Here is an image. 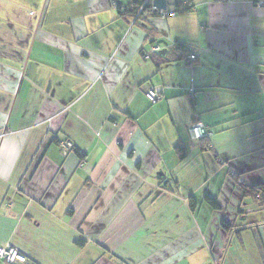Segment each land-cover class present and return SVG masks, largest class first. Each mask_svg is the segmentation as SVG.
Wrapping results in <instances>:
<instances>
[{
	"label": "crops",
	"instance_id": "0c3cea01",
	"mask_svg": "<svg viewBox=\"0 0 264 264\" xmlns=\"http://www.w3.org/2000/svg\"><path fill=\"white\" fill-rule=\"evenodd\" d=\"M143 1L0 0V246L33 264H264V209L241 187L264 188V0H166L175 14L136 21Z\"/></svg>",
	"mask_w": 264,
	"mask_h": 264
},
{
	"label": "built area",
	"instance_id": "2783aa9c",
	"mask_svg": "<svg viewBox=\"0 0 264 264\" xmlns=\"http://www.w3.org/2000/svg\"><path fill=\"white\" fill-rule=\"evenodd\" d=\"M155 13L165 17L169 14H175V11L169 12L163 9H158L155 5L148 3L147 0L144 1L138 10V15H143L146 17L154 15ZM161 47L162 46L160 44H156L153 47V51H158ZM149 53L150 52H147V54H145L147 58L149 57ZM186 58L188 61L194 62L197 60V55L195 53H189ZM191 91L193 92L194 90L191 88ZM146 96L152 103H156L162 98L159 90L156 88H149L146 91ZM210 134V131L201 122L194 123L190 127V136L194 142H197L204 137L210 136ZM61 146L64 152L72 151L75 147L74 143L70 140L62 141ZM0 259L5 261L7 264H33L28 255L11 244L0 246Z\"/></svg>",
	"mask_w": 264,
	"mask_h": 264
},
{
	"label": "trees",
	"instance_id": "16d2710c",
	"mask_svg": "<svg viewBox=\"0 0 264 264\" xmlns=\"http://www.w3.org/2000/svg\"><path fill=\"white\" fill-rule=\"evenodd\" d=\"M144 3V1L138 6V8L135 10V20L138 21L141 17H146L143 15H138V10L139 8L142 6V4ZM180 3H177V6L179 7ZM180 11V9L177 10V12ZM156 14V13H155ZM157 44L163 45L162 47H167V48H176L177 50H181V51H187L189 52L190 49L183 43L181 42H174L173 44L169 45L168 43L164 42V41H157ZM155 53H160V50L158 51H154ZM152 52V53H154ZM151 53V54H152ZM188 55V54H187ZM187 57V56H186ZM208 137V136H207ZM206 137L202 138L205 139ZM201 139V140H202ZM177 152L180 156V158H184L186 156L185 150L182 149L181 146L177 147ZM80 154V153H79ZM241 187L244 191V195L245 196H252L254 197L255 201L258 203L259 206H261L264 209V188L261 185H257V186H248L245 184H241ZM206 200L211 204V206L214 209H218L219 208V204L218 202L210 199L209 197H206ZM196 206V202L193 198H190V207L192 210L195 209ZM241 213V212H240ZM221 225L224 229L229 230L231 228V224L228 223L226 220H223L221 222ZM82 244V242H81Z\"/></svg>",
	"mask_w": 264,
	"mask_h": 264
},
{
	"label": "water",
	"instance_id": "95a60500",
	"mask_svg": "<svg viewBox=\"0 0 264 264\" xmlns=\"http://www.w3.org/2000/svg\"><path fill=\"white\" fill-rule=\"evenodd\" d=\"M153 5H155L158 9H166V0H154Z\"/></svg>",
	"mask_w": 264,
	"mask_h": 264
},
{
	"label": "rangeland",
	"instance_id": "374dc122",
	"mask_svg": "<svg viewBox=\"0 0 264 264\" xmlns=\"http://www.w3.org/2000/svg\"><path fill=\"white\" fill-rule=\"evenodd\" d=\"M0 264H5L4 261H2V259H1V261H0Z\"/></svg>",
	"mask_w": 264,
	"mask_h": 264
},
{
	"label": "flooded vegetation",
	"instance_id": "af4514ba",
	"mask_svg": "<svg viewBox=\"0 0 264 264\" xmlns=\"http://www.w3.org/2000/svg\"><path fill=\"white\" fill-rule=\"evenodd\" d=\"M5 262V261H4ZM5 264H7L6 262H5Z\"/></svg>",
	"mask_w": 264,
	"mask_h": 264
}]
</instances>
